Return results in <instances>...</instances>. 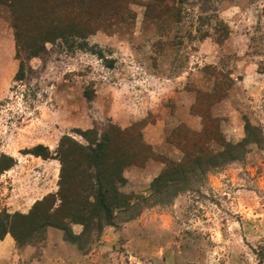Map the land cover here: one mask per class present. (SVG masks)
<instances>
[{"label":"rangeland","instance_id":"obj_1","mask_svg":"<svg viewBox=\"0 0 264 264\" xmlns=\"http://www.w3.org/2000/svg\"><path fill=\"white\" fill-rule=\"evenodd\" d=\"M86 1L77 0V14L91 15L77 23L80 33L46 42L28 59L17 53L12 12L0 2V212L27 215L56 194L60 141L86 145V132L99 140L110 125L137 133L154 158L123 170L119 191L136 197L140 214L128 222L121 214L99 236L76 240L81 262L264 264V146L245 132L264 129V0ZM181 91L192 96L212 153L242 143L235 154L243 158L189 180L188 191L168 200L125 171L182 161L177 142L190 129L178 126L167 140L152 130L175 116ZM215 106L226 116L215 118ZM37 146L52 158L35 157ZM3 156L13 160L9 169ZM128 225L135 232L120 234ZM5 237L0 264H39L45 239ZM46 264L61 263L51 256Z\"/></svg>","mask_w":264,"mask_h":264},{"label":"trees","instance_id":"obj_2","mask_svg":"<svg viewBox=\"0 0 264 264\" xmlns=\"http://www.w3.org/2000/svg\"><path fill=\"white\" fill-rule=\"evenodd\" d=\"M0 2L11 9L12 24L17 33V53L22 58L27 55L26 59L40 56L45 50L46 42L76 37L81 31V26L77 23L81 24L91 17L89 11L84 12L83 17L77 14V0ZM91 2L92 0H87L84 4L88 6ZM30 21L33 23L30 24ZM29 35L37 37V41L25 42V36ZM22 74L19 76H23ZM181 125L180 129H185L186 126ZM205 132H185L187 138L177 142L183 153L181 162L161 158L166 165L152 181V193L162 194L170 200L179 192L185 191L189 180L199 181L207 173L228 165L229 161L232 163L242 160L243 156L235 154L242 143L226 145L225 151L212 153L206 145ZM245 132L257 146H264V129L247 126ZM86 135L93 137L91 140L87 139L86 145L71 142L67 138L60 141L54 156L60 163L59 188L56 194H49L37 201L27 215L0 212V241L9 234L18 244H36L45 239L48 228H57L63 232L65 241L77 245L79 249L76 240H82L87 235L90 238L99 236L121 214H128V218L122 222L137 218L140 213L137 211L138 204L134 202L136 197L121 193L119 187L124 181V169L130 166L142 168L148 160L154 158L149 146L134 131L110 125L100 134L99 140L95 139L97 133L94 130L86 132ZM32 154L45 160L52 158L48 149L42 146H37ZM2 159L8 160V169L12 167L11 158L3 156ZM57 202L59 203L56 204ZM70 224L80 225L81 233L74 235L70 232Z\"/></svg>","mask_w":264,"mask_h":264},{"label":"crops","instance_id":"obj_3","mask_svg":"<svg viewBox=\"0 0 264 264\" xmlns=\"http://www.w3.org/2000/svg\"><path fill=\"white\" fill-rule=\"evenodd\" d=\"M205 45V43H202ZM208 45V42L206 43ZM178 95L176 101H173L176 106L175 116H169L167 120L159 119L158 122L155 123L152 127L153 131L155 128L160 127V137H167L171 135L173 130L177 128L179 125L183 124L188 127L190 130L194 132H201L203 129L201 118L193 115L191 113V107L194 103L192 96L185 91H181L180 93H175ZM213 116L215 118H223L226 116L224 112L220 113L221 108L218 109L217 106L212 107ZM151 145V143H149ZM163 170V165L156 162H148L147 165L143 169H131L129 171H125L126 177L130 175L132 178H138L139 183H149L152 182L156 177L160 175ZM125 175V174H124ZM129 178V177H128ZM71 231L74 235H79L82 231L80 225H75L71 227ZM127 232L133 233L135 232L134 226L123 227L122 232L120 234H125ZM6 238V237H5ZM2 242V240L0 241ZM44 246L41 248V258L38 261L39 264H46L47 258L51 256H55V263L60 262L61 264H87L88 262H81L79 250L77 247L64 239V234L61 230L56 228H48L46 231V237L44 241ZM87 257V256H86Z\"/></svg>","mask_w":264,"mask_h":264}]
</instances>
